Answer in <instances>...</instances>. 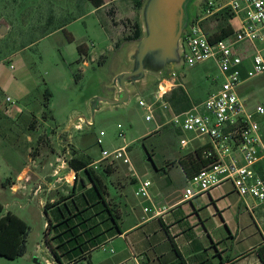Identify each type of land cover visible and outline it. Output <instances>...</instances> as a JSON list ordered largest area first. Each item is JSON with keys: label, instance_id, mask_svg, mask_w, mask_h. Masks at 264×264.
<instances>
[{"label": "crops", "instance_id": "0c3cea01", "mask_svg": "<svg viewBox=\"0 0 264 264\" xmlns=\"http://www.w3.org/2000/svg\"><path fill=\"white\" fill-rule=\"evenodd\" d=\"M114 44L118 46L119 43ZM246 45L244 43L241 47L245 48ZM77 48L78 61L85 66L96 60L91 57L86 43H79ZM108 58L104 57L102 63L107 62ZM246 63H249V59H246ZM109 94L114 95L115 89L111 88ZM44 103L45 94L37 107L30 110L32 117L28 125H22L26 108L18 102L5 103L4 96L0 95V186L4 188L8 185L14 191L30 187L33 194L39 196L47 217L45 232L50 221L57 224L67 214L82 210L90 214V223L96 228L91 235L81 239L85 243L76 250L74 247L78 246L68 241L70 235H62L60 240L66 244L59 249L63 254L59 259L46 244L44 232V255L38 251L40 246L35 252H29L27 248L26 253L18 257L25 260L23 264H40L44 258L47 264H264L261 256V252L264 253V203L251 196H241L231 183L185 200L184 189L188 177L179 164L172 162L167 165L168 160L164 161L162 167H157L159 170L150 168L142 174L152 180L153 200L161 210L160 214H154V210L150 213L143 210L148 201L129 193L133 180L127 173H122L121 159L105 158L103 153L100 157L90 156L88 159L92 166L112 170L104 178L108 191L105 201L115 209L117 216L110 219L107 214L97 215V210L103 207L98 205L101 196L87 173L84 170L77 173L69 163L72 157L81 158L71 141L73 133L81 130L85 123L93 124V117L87 118L79 111L73 112L67 119L69 124L65 125V129L48 132L45 126L53 115H47ZM40 115L44 121L40 120ZM40 128L44 130L39 132ZM54 134L58 137L56 145ZM23 146L24 150L21 149ZM121 147L127 150L130 146L127 142L111 150ZM103 150L108 149L102 147L101 152ZM6 153L18 156L15 168V159L8 160L6 165ZM8 173H15L16 176L10 175L9 182L5 184L3 179ZM74 174L78 175L76 179ZM66 198L65 212L61 210L59 213L56 207L45 212L46 204ZM54 210L56 214L53 220L50 211ZM7 211L13 212L4 205V212ZM14 213L26 221L21 214ZM78 222L79 219L75 218L74 223ZM64 230L65 227L59 230L51 228L49 235L52 237ZM58 242L57 239L53 243Z\"/></svg>", "mask_w": 264, "mask_h": 264}, {"label": "rangeland", "instance_id": "374dc122", "mask_svg": "<svg viewBox=\"0 0 264 264\" xmlns=\"http://www.w3.org/2000/svg\"><path fill=\"white\" fill-rule=\"evenodd\" d=\"M138 1L104 0L100 7H95L91 0H0V23L8 28L5 34H0V95L4 98L10 96L26 108L21 121L22 125H28L32 117L30 110L42 101L45 89L49 88L53 95L45 111L53 118L50 117L45 126L48 132L65 129L73 112L93 117V124L85 123L81 130L73 133L71 141L79 156L84 159L100 157L102 147L111 150L128 142L131 163L121 159L123 166L119 167L130 179L133 170L142 175L150 168L155 169L153 161L162 167L165 160L171 161L191 150V147L179 145L178 130L173 125L163 124L166 119L163 114L158 115L159 131L144 138L156 128V124L146 120L145 109L139 105L138 97L149 98L156 91L160 79L140 88L139 95L133 94L122 106L104 102L93 105L94 97L110 95L115 71L123 63L118 54L120 45L129 41L126 37L133 34L137 21L141 25ZM217 24L218 20L211 18L207 28L214 31ZM79 43H86L91 57L96 59L90 61L89 66L78 61ZM114 43L119 44L116 46ZM257 45L264 54V45ZM244 49L252 52L248 45ZM106 56H109L108 61L102 63ZM78 73L82 74L79 78ZM162 78H175L192 100L203 101L220 87L224 75L211 59L193 67L183 64L177 70L170 69ZM239 94L249 110L258 104L264 106V76L247 81L239 89ZM258 118L264 126V116ZM40 120L44 121L41 115ZM43 130L40 128L39 132ZM102 130L104 135L101 136ZM120 132L124 136H120ZM63 134L68 136L67 132ZM53 137L56 145L58 137L55 134ZM98 138H102L101 145ZM21 149L24 150V146ZM152 151L154 155L151 158ZM23 155L24 152L21 153ZM10 159H15V168L18 156L6 153V165ZM8 174L3 182L16 176L15 173ZM149 176L151 178V174ZM129 193L134 194L133 184L129 186ZM0 200L7 210L21 214L31 227L28 251L35 252L40 246L38 251L44 255L47 217L39 196L33 194L30 187L14 191L5 185L4 188L0 186ZM55 214L56 210L50 211L52 219ZM24 261L22 258L0 256V264H23ZM40 264H47L45 258Z\"/></svg>", "mask_w": 264, "mask_h": 264}, {"label": "built area", "instance_id": "2783aa9c", "mask_svg": "<svg viewBox=\"0 0 264 264\" xmlns=\"http://www.w3.org/2000/svg\"><path fill=\"white\" fill-rule=\"evenodd\" d=\"M225 8L231 14L229 23L233 33L214 41L207 22ZM244 43L252 49L249 54L241 47ZM257 43L264 45V0H204L202 10L197 11L191 28L184 34V64L193 67L213 59L224 75L220 87L205 100L195 101L182 112H175L166 99V95L178 85L175 78L160 79L149 98L138 97L139 105L145 109L146 120L156 124L147 135L159 131L158 115L163 114L166 118L163 124H172L180 130L181 147H191L189 152L205 145L212 147L215 161L188 178L185 200L231 183L241 196H251L264 203V132L258 120L264 115V106L258 104L249 110L239 94V89L247 81L264 76V54ZM246 59H249L248 64ZM4 100L16 104L10 96ZM100 135H104L103 130ZM120 136L124 133L120 132ZM97 142L101 145L102 138ZM102 153L105 158L131 163L125 147L103 150ZM130 176L135 196L149 203L143 207L144 212L154 210V214H160L161 210L153 200L152 180L136 170ZM73 177L76 179V174Z\"/></svg>", "mask_w": 264, "mask_h": 264}, {"label": "trees", "instance_id": "16d2710c", "mask_svg": "<svg viewBox=\"0 0 264 264\" xmlns=\"http://www.w3.org/2000/svg\"><path fill=\"white\" fill-rule=\"evenodd\" d=\"M95 7H100L104 0H91ZM138 7H141L142 0L137 2ZM199 10H202V5L199 7ZM212 18L218 20V24L216 29L212 32V39L214 41L225 38L233 33V27L229 23V19L231 18V14L228 9H221L217 11ZM142 36V28L138 22L135 23L134 32L132 35H128L126 37L127 40H135L139 39ZM81 76V73L77 74V78ZM45 103L44 105L47 107L49 101L52 97V92L49 88L45 89ZM166 99L169 101L171 106L173 107L175 112H182L190 108L194 100L191 99L188 92L184 88V86L179 83L176 87H174L167 95ZM264 116V115H263ZM262 124V122H260ZM172 125V124H170ZM174 126V125H173ZM175 127V126H174ZM262 130L264 132V126L261 125ZM176 128V127H175ZM180 135V130L176 128ZM155 132L154 134H156ZM154 134H150L145 136L147 138ZM212 147L210 145H205L202 147H198L194 151L188 152L179 158L175 159L174 161H168L167 165L172 164H179L184 172L186 173L187 177L189 178L194 173L202 169L203 167L211 164L215 161L216 156L212 152ZM151 155H154V151L151 152ZM71 167L78 173L80 170H84L87 175L89 176L91 182L97 189L99 195L101 196V200L98 202V205L102 207L101 210H97V215L107 214V217L114 218L116 217V212L113 207L110 206V203H106L105 196L107 195V183L105 181L106 174H110L112 170H109L107 167L99 168L94 167L91 165V161L89 159H83L79 157H72L69 161ZM158 166H155L157 169ZM159 170V169H157ZM78 175H76V178ZM9 182V179L5 181V184ZM71 197V196H70ZM69 197V198H70ZM64 199L62 201H58L56 203H48L45 206V212L48 209L56 207L59 213L61 210L65 212V205ZM63 205V206H62ZM86 210L79 211L78 213L67 214L63 220L59 221L57 224H52L51 221L47 227L45 232L46 236V244L52 249L55 256L59 259L63 254L59 252L66 242L64 240H60L62 235L69 234L70 240L69 242L76 244L77 247H74V250L79 249L85 241L81 240L83 237L91 235L96 228V225L90 223L91 216ZM96 215V214H95ZM75 218L79 219L78 223H74ZM65 227L64 232H58L56 235L50 237L51 228L59 230L60 228ZM80 229V231H78ZM31 227L29 224L19 215L14 212L7 211L4 212V205L0 201V255L5 256L10 259L18 258L24 255L28 248V236L30 233ZM58 239V243L54 244V240ZM262 259L264 261V253L261 252Z\"/></svg>", "mask_w": 264, "mask_h": 264}, {"label": "water", "instance_id": "95a60500", "mask_svg": "<svg viewBox=\"0 0 264 264\" xmlns=\"http://www.w3.org/2000/svg\"><path fill=\"white\" fill-rule=\"evenodd\" d=\"M203 1L144 0L140 14L142 36L123 43L118 50L123 63L116 69L112 82L115 94L94 97L93 105L104 102L122 106L133 94L139 95L140 88L161 79L170 69H179L184 64V34L191 28ZM7 30L0 23V34Z\"/></svg>", "mask_w": 264, "mask_h": 264}]
</instances>
